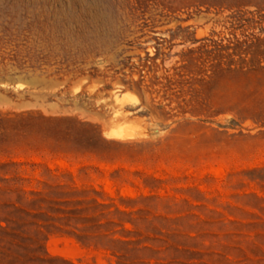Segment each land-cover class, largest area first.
Listing matches in <instances>:
<instances>
[{
    "label": "rangeland",
    "instance_id": "obj_1",
    "mask_svg": "<svg viewBox=\"0 0 264 264\" xmlns=\"http://www.w3.org/2000/svg\"><path fill=\"white\" fill-rule=\"evenodd\" d=\"M0 264H264V0H0Z\"/></svg>",
    "mask_w": 264,
    "mask_h": 264
},
{
    "label": "bare ground",
    "instance_id": "obj_2",
    "mask_svg": "<svg viewBox=\"0 0 264 264\" xmlns=\"http://www.w3.org/2000/svg\"><path fill=\"white\" fill-rule=\"evenodd\" d=\"M156 132V131H155Z\"/></svg>",
    "mask_w": 264,
    "mask_h": 264
}]
</instances>
